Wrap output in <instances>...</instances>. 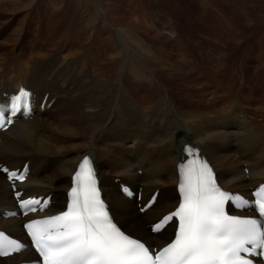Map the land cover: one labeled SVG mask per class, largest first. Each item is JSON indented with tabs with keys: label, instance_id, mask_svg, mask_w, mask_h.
<instances>
[{
	"label": "bare ground",
	"instance_id": "1",
	"mask_svg": "<svg viewBox=\"0 0 264 264\" xmlns=\"http://www.w3.org/2000/svg\"><path fill=\"white\" fill-rule=\"evenodd\" d=\"M145 1L40 0L30 20L0 22V101L24 87L36 96L37 117L52 110L58 117L45 126L19 116L0 133V230L22 237L27 220L8 217L18 206L4 169L28 167L16 192L22 199L51 195L55 214L80 161L90 157L118 224L158 248L175 227L153 234L148 226L179 202L177 167L187 147L211 163L228 191L248 194L264 183V25L243 31L230 12L224 25L207 5H196L199 19L187 20L177 11L163 17L165 6L157 4L156 21ZM57 28L66 29L63 37L50 35ZM40 50L49 51L34 54ZM75 83L85 100L61 108ZM123 183L141 201L125 197ZM156 191L155 205L142 212ZM28 257L26 249L0 264Z\"/></svg>",
	"mask_w": 264,
	"mask_h": 264
},
{
	"label": "snow or ice",
	"instance_id": "2",
	"mask_svg": "<svg viewBox=\"0 0 264 264\" xmlns=\"http://www.w3.org/2000/svg\"><path fill=\"white\" fill-rule=\"evenodd\" d=\"M29 96L21 90L10 105L0 107V128L11 124V117L22 107L30 111ZM181 171L182 203L162 221L178 219V231L174 240L154 255L149 246L126 235L112 221L86 157L75 177L68 210L26 225L35 250L43 258L42 264H254L248 257H264V224L226 212L225 205L233 194L218 186L207 162L194 158ZM18 178L23 180L22 176ZM255 195L258 198L254 206L264 217V188ZM39 203L30 200L21 206ZM154 231H161L160 225L154 226ZM21 248L16 240L0 233V255H10Z\"/></svg>",
	"mask_w": 264,
	"mask_h": 264
},
{
	"label": "rangeland",
	"instance_id": "3",
	"mask_svg": "<svg viewBox=\"0 0 264 264\" xmlns=\"http://www.w3.org/2000/svg\"><path fill=\"white\" fill-rule=\"evenodd\" d=\"M38 1L40 2V0H22L20 2L19 1L16 2L15 6H13L11 3H7V2L1 3L0 4V22L4 21V22H8V23L11 24V23L17 22L19 18H20V20H22V19L23 20H27V21L30 20V18L33 17L32 13L34 14L36 12L35 9L38 7V4H39ZM127 1H128V3H127ZM217 1L218 0H148V2H149L148 3L147 0H146L145 2L150 7V8L148 7V9L146 10V12L149 13L147 17L152 19V20H156V21H158V17L157 16L159 14L157 15V13H155V12H156V9H160V8H156L157 4H160L161 6H165V11L166 12H164L163 17H165L166 14L173 15L175 13V11H177L182 18L187 19V20L199 19V12H198V8H197L196 5H198V6L207 5V6H212L211 8H213L215 11H218L219 13L216 12L217 14H221V18L222 19L224 18L223 19L224 25H226L225 23H227L226 20L228 22L231 21L227 17V13L228 12H230L229 14H230L231 17H234L238 22H240V25L242 26L243 31H244V28L246 30L249 28L248 29V31H249V30L254 28V26H256L259 23L261 25H264V21H263L264 20V0H219L218 2ZM26 2L32 4V6H30V9L29 8H26V9L23 8V5ZM49 2H51V1H49ZM126 3H127V5L134 6V5H136V0H130V1L126 0ZM261 5H262V7H261ZM225 6L227 7V9H226ZM232 6L235 7V8H233ZM8 7H9L10 10L8 9ZM231 7L233 8L232 9L233 11L229 10ZM222 8H223V10H222ZM231 12L232 13L234 12L233 13L234 16H233V14ZM244 13H246V14H244ZM258 16H259L260 19H258ZM50 17H52V16H50ZM66 17H68V19ZM66 17L63 18V19L68 20V22H69L70 16L66 15ZM225 17H227L228 19L227 18L225 19ZM52 18H56V17H52ZM227 24L229 25V23H227ZM48 27L49 26L46 27V30H48ZM65 30L66 29L57 28L55 33H50V35L59 34L60 37H63V34H64ZM256 32H257V29H255V33ZM263 32H261L260 36H264ZM46 33H48V32L46 31ZM181 33L183 35H185V34H189L190 35V33L186 32V30H184V29L181 30ZM253 33H254V31H253ZM17 38L19 39L20 37H17ZM17 38L15 39V42H13V44H15L16 41L18 40ZM25 39H26V36H25ZM32 47H34V46H32ZM30 48L31 47H29L28 51L30 50ZM48 51L49 50H40V51H36L34 54H36V53H44V52L47 53ZM17 54L20 55L21 53L17 52ZM191 58H193V57H191ZM209 65H214V62L213 63L210 62ZM215 82H216V79H215ZM144 95H146V93H144ZM71 98H72L73 101L70 104ZM71 98L69 100H66L64 103H62L60 105V107L65 109V108H68V107H70L72 105H76L78 103H81V102H83L85 100L84 96L81 94V91L77 88V84L76 83L74 85ZM115 105L116 106L118 105L120 107V109H121V110L118 109L117 112H121L122 109L124 108L121 105V101L120 102H116ZM37 113H39V112H36V114L33 116V119L35 118L34 120H37L40 123H44L45 126L48 125V124H52L53 121L58 118V117H56L57 114H56L55 110H52L50 113H47V114H44V112L42 111V116H40V117H37L38 116ZM114 141H116V140H114ZM63 144H64V142L62 140L57 142L58 146H63ZM231 150H229L230 153H232ZM247 175H248V172H247ZM150 227H151V225L148 226L149 230H150Z\"/></svg>",
	"mask_w": 264,
	"mask_h": 264
}]
</instances>
